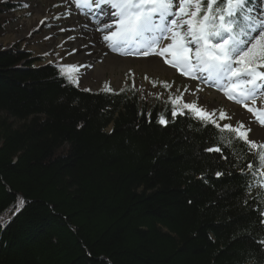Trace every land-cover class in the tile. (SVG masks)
Returning a JSON list of instances; mask_svg holds the SVG:
<instances>
[{
    "label": "trees",
    "instance_id": "trees-1",
    "mask_svg": "<svg viewBox=\"0 0 264 264\" xmlns=\"http://www.w3.org/2000/svg\"><path fill=\"white\" fill-rule=\"evenodd\" d=\"M18 12L31 15L0 1V38ZM41 61L0 44V264H264V189L249 193L243 141Z\"/></svg>",
    "mask_w": 264,
    "mask_h": 264
},
{
    "label": "snow or ice",
    "instance_id": "snow-or-ice-1",
    "mask_svg": "<svg viewBox=\"0 0 264 264\" xmlns=\"http://www.w3.org/2000/svg\"><path fill=\"white\" fill-rule=\"evenodd\" d=\"M251 2L74 0L77 8L97 14L101 25L97 31L103 34V41L113 52L121 56H159L165 64L185 77L216 87L229 100L253 113L255 120L264 126V107L255 106L257 97L264 95V12L253 15L254 9L249 6ZM100 17L106 18L105 21L100 22ZM165 40L169 42L161 47ZM60 71L70 82L78 83L72 73L78 72L79 66L63 65ZM152 84L156 87V82ZM160 84L165 89L172 87L166 81ZM104 90L112 91L107 85ZM183 94L169 96L171 117L175 119L178 115L188 114L204 127L214 125L221 134L219 145L230 144L233 140L243 141L248 146L247 153L255 158V166L253 161H248L240 169L252 177L248 185L249 193L253 187L264 189V141L249 139L251 128L243 122L238 121L235 125L219 123L218 120H231V117L219 110L217 119L216 109L209 110L196 101L185 102ZM249 101L252 106H249ZM168 122L163 114L158 116L160 125L166 126ZM225 131L229 134L227 140L222 135ZM221 150V146L216 145L205 149L209 153H220ZM244 158L247 159L246 156ZM215 175L219 177L223 173L217 171ZM260 215L264 217V211ZM260 223L264 224V220ZM261 243L264 244V241Z\"/></svg>",
    "mask_w": 264,
    "mask_h": 264
},
{
    "label": "rangeland",
    "instance_id": "rangeland-1",
    "mask_svg": "<svg viewBox=\"0 0 264 264\" xmlns=\"http://www.w3.org/2000/svg\"><path fill=\"white\" fill-rule=\"evenodd\" d=\"M20 1L30 5L31 15L26 18L19 17L7 27L5 36L0 38L3 46L17 43L25 50L41 55L47 62L55 61L58 56L64 65L79 66L77 79L82 89L99 91L107 85L112 91H120L133 84L140 97L146 100L159 98L162 101H168L170 95L179 96L183 92L185 102L196 101L209 110L216 109L217 119L219 110L225 111L231 117V120H218L219 123L235 125L238 121L243 122L246 127L251 128L249 139L264 141V133L260 132L264 131V126L255 120L253 113L229 100L216 87L185 77L165 64L159 56L143 58L121 56L113 52L103 41V34L97 31L101 26L98 16L93 19V11L77 8L74 0ZM105 19L99 18L100 22ZM168 42L163 41L161 47ZM108 57L119 60L120 66L118 63L117 66L108 67L105 62ZM149 59L158 60L167 67V71L151 70L147 65ZM99 66L103 68V72L97 71ZM153 81L156 82V87H153ZM161 81L170 83L171 89H165L160 84ZM185 88L188 91H184ZM198 88L202 91H198ZM261 98L262 96H258L256 100L255 106L258 108L263 107ZM248 103L252 106L250 101Z\"/></svg>",
    "mask_w": 264,
    "mask_h": 264
},
{
    "label": "bare ground",
    "instance_id": "bare-ground-1",
    "mask_svg": "<svg viewBox=\"0 0 264 264\" xmlns=\"http://www.w3.org/2000/svg\"><path fill=\"white\" fill-rule=\"evenodd\" d=\"M105 62L107 63L106 65L108 67L110 66H117L118 63H119V60L115 59L114 57H108ZM147 65L148 67L150 66L151 67V70H164V71H167V67L163 66L162 63H159L158 60H155V59H149L147 60ZM119 66H120V63H119ZM97 71H101L103 72V68L101 66H99L97 68ZM262 134L264 133V131H260Z\"/></svg>",
    "mask_w": 264,
    "mask_h": 264
}]
</instances>
